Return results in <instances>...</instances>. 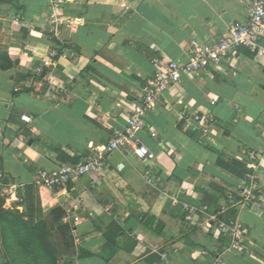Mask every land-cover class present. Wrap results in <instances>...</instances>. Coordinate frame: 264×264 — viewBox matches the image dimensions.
Wrapping results in <instances>:
<instances>
[{
	"label": "crops",
	"instance_id": "obj_1",
	"mask_svg": "<svg viewBox=\"0 0 264 264\" xmlns=\"http://www.w3.org/2000/svg\"><path fill=\"white\" fill-rule=\"evenodd\" d=\"M250 6L251 0H72L60 8L56 37L51 0H0V209L19 210L3 207L6 191L19 183V211L33 208L26 207L33 196L46 208L60 206L74 236L62 264H264V37L261 53L240 46L223 69L185 76L163 95L137 131L155 159L129 148L105 151L151 86L153 60H186L192 39L214 43L231 22L249 18ZM32 49L47 51L37 56ZM70 49L75 57L62 56ZM25 53L30 60L22 64ZM53 77L61 82L55 90ZM196 113L209 118L194 123ZM93 152L103 156L96 177L83 175L59 190L36 183L42 170ZM146 174L161 181L148 182ZM253 176L251 202L241 192ZM173 198L208 204L210 215L225 207L243 227L239 244L215 220L189 218Z\"/></svg>",
	"mask_w": 264,
	"mask_h": 264
},
{
	"label": "built area",
	"instance_id": "obj_2",
	"mask_svg": "<svg viewBox=\"0 0 264 264\" xmlns=\"http://www.w3.org/2000/svg\"><path fill=\"white\" fill-rule=\"evenodd\" d=\"M72 0H51V14L49 18L50 30L54 36L58 37L62 25L63 17L60 14V8L64 3ZM264 37V0H251L249 9V18L245 22L233 21L228 27V31L219 40L214 43L204 44L197 39H192L186 48L187 59L175 60L156 58L153 63L156 67L152 77L151 86L145 88V94L140 104L136 105L130 111L127 117V126L124 131L118 132L111 141L106 145L105 151L132 149L133 153L143 160H153L156 153L145 145L137 136V131L144 127L148 112L152 110L163 97L182 81L183 77L200 76L208 73L212 69H223L224 63L230 61L235 56L240 46H246L251 51L263 50L261 39ZM69 53V54H68ZM68 53H62V56L75 57L77 52L70 49ZM56 55V54H55ZM48 63V62H47ZM51 90H55V84L51 83ZM27 117V119H25ZM203 117L209 118L207 113H196L194 115V123L202 121ZM22 119L30 122L31 116L23 114ZM192 122H188L187 126H191ZM155 136L156 134L153 133ZM101 152H93L81 159L76 164L60 165L57 168L42 170L37 178L36 183L49 189L59 190L65 188L69 182L79 179L81 176L89 174L96 177L100 174L102 168ZM253 158V156L251 157ZM5 178L4 172L0 171V183ZM145 178L148 182H160V177H152L146 174ZM254 176L250 184L243 188L241 195L250 199L251 202L256 200L255 191L257 185ZM23 183L11 185L4 194L3 207L9 206L11 209H22L25 198L22 194ZM173 204L179 205L188 215L189 218L197 220L211 219L215 220L220 231L229 233L234 244L238 245L244 234L242 225L231 218L222 217L226 208L223 207L221 212L214 215L209 213L208 204H196L188 201H180L177 198L172 199ZM233 202V199H230ZM220 215V216H219ZM77 219V217H76ZM222 263L221 259H218Z\"/></svg>",
	"mask_w": 264,
	"mask_h": 264
},
{
	"label": "trees",
	"instance_id": "obj_3",
	"mask_svg": "<svg viewBox=\"0 0 264 264\" xmlns=\"http://www.w3.org/2000/svg\"><path fill=\"white\" fill-rule=\"evenodd\" d=\"M65 159L66 156H61ZM82 158H70L71 164H76ZM57 222L63 221L64 210L57 207L54 212ZM227 213L222 217H227ZM64 222V221H63ZM62 227H69L67 223H61ZM0 226L2 244L8 247H19L28 256L42 258L50 264H60L57 261V252L51 241L47 238V222L45 220L34 221L32 217L19 210L0 209Z\"/></svg>",
	"mask_w": 264,
	"mask_h": 264
},
{
	"label": "rangeland",
	"instance_id": "obj_4",
	"mask_svg": "<svg viewBox=\"0 0 264 264\" xmlns=\"http://www.w3.org/2000/svg\"><path fill=\"white\" fill-rule=\"evenodd\" d=\"M37 196V193L34 194ZM40 198V196L38 195ZM32 202V203H30ZM26 207L32 204L33 208L31 210H25V214L29 215L34 219V221L45 220L47 222V238L51 241V244L54 246L57 255V261L60 264L63 256L71 254L74 248V236L72 227L67 222H57L54 219L53 212L57 207H45L42 205V202L34 197L30 200ZM61 223H67L69 227H62ZM0 264H50L42 258H34L31 255L28 256L24 251L19 247L13 246L6 248L1 241V232H0Z\"/></svg>",
	"mask_w": 264,
	"mask_h": 264
},
{
	"label": "clouds",
	"instance_id": "obj_5",
	"mask_svg": "<svg viewBox=\"0 0 264 264\" xmlns=\"http://www.w3.org/2000/svg\"><path fill=\"white\" fill-rule=\"evenodd\" d=\"M108 2H109V3H113L114 0H108ZM120 6L123 7L124 5H120ZM33 35H35V36H40V35H42V34H41V33L34 32ZM32 50L35 52V54H36L37 56H43L44 53L47 51L46 49H32ZM18 54H19V49H10V55H18ZM29 60H30V58L28 57L27 53H25V54H24V58L22 59L21 62H22V64H26V63L29 62ZM60 62L63 63V64L66 66V71H69V72H70V69H71V65H70V63H69L66 59H64V58H61V61H60ZM52 83H53V84H60L61 82L58 81V80H56V79L53 77V78H52ZM25 119H27V117H25ZM20 146L23 147L22 144H21ZM28 154H29L30 156H32L33 158H35V156H36V153H34V152L32 151V149H28ZM52 203L55 204L56 201H52Z\"/></svg>",
	"mask_w": 264,
	"mask_h": 264
}]
</instances>
